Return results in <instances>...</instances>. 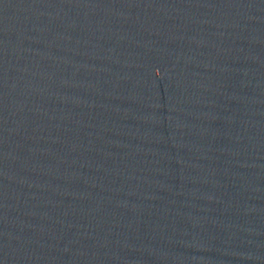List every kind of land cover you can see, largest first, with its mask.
<instances>
[{"label": "water", "instance_id": "obj_1", "mask_svg": "<svg viewBox=\"0 0 264 264\" xmlns=\"http://www.w3.org/2000/svg\"><path fill=\"white\" fill-rule=\"evenodd\" d=\"M0 264H264V0H0Z\"/></svg>", "mask_w": 264, "mask_h": 264}]
</instances>
